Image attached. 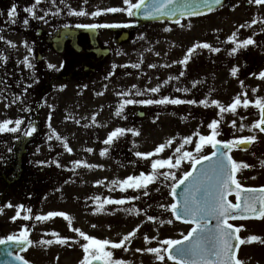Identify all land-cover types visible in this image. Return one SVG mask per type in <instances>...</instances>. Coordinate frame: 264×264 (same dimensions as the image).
Segmentation results:
<instances>
[{"label": "rangeland", "instance_id": "1", "mask_svg": "<svg viewBox=\"0 0 264 264\" xmlns=\"http://www.w3.org/2000/svg\"><path fill=\"white\" fill-rule=\"evenodd\" d=\"M10 8L11 5H4L0 0V36L3 37L0 39V57L4 58L0 59V122L10 119L13 121L10 127H15L16 119L22 123L15 133H0V165L7 172L13 171L16 156L22 152V167L21 176L8 184L4 182L6 178L0 176V208L4 209L0 213V239L27 226L33 243L22 256L30 264H79L83 258L80 245L86 241L72 231L62 217L35 221V215L49 211H63L73 218L72 228H80L93 237L113 242H118L139 225L137 235L127 245L128 251L111 249L110 246L107 250L113 252V259H123L130 264H160L153 254L136 252L135 249L158 247V241L179 239L188 231V226L173 220L169 209L160 207L172 203L169 196L172 181L158 177L148 185L147 195H144L143 189L122 191L119 185H112L111 182L124 180L130 175L138 176L141 172L146 175L151 173L152 159H167L170 156L175 159L180 155L175 153V148L180 147L188 136L192 137V142L183 145L182 151L197 155L195 144L199 138L195 133L210 134L211 129L207 125L213 119L220 120V135L217 138L222 141L249 135L257 137L249 150L235 152L233 156L237 162L250 165L237 174L242 184L264 185V135L251 127L258 119L254 102L264 99V80L258 78V74L264 71V23L261 22L264 21V6L249 4L247 0H229L222 9L188 23L138 29L133 37L131 35L130 41L101 63L98 75L78 82L65 81L67 73L60 71L63 68L61 58L54 59L38 52L41 55L38 61L36 28L33 34L24 29L21 7H17V22L11 23L7 16ZM253 19L257 23L240 29L237 40L252 37L256 43L229 55L234 44L227 42L228 36L240 24H250ZM165 28L171 31H165ZM197 42H207L221 51L213 53L208 49H197L187 65L178 63L187 49ZM26 56L32 68L24 64ZM49 64L55 67L49 68ZM134 64L140 67H132ZM233 67L238 68L235 77L231 75ZM181 71L183 76L179 75ZM49 77L54 80L51 88ZM169 77L178 79L169 80ZM165 80L169 82L164 84ZM240 81H243V87ZM157 85H161L159 93L146 91ZM178 88L181 91H177ZM185 88L187 92L182 91ZM253 89L256 91L253 92ZM137 91L142 94L135 95ZM242 93H247L252 103L247 109L239 106L235 114H220L219 109L211 104L212 100H218L227 106ZM163 96L196 100L197 104L137 103L126 105L121 116L115 115L125 99L139 101ZM241 98L243 100L244 96ZM200 100L209 101V105L199 104ZM136 111L143 112V118H137ZM232 121L236 122L235 127ZM241 125H244L243 129ZM117 127L124 128L125 134L105 145L103 141ZM32 128L36 129L32 135H23ZM57 134L61 140L56 138ZM20 136L21 139L17 140ZM170 139L173 141L170 146L148 160L135 155L136 152L153 151ZM64 141L72 148V153L63 147ZM88 148L93 151L88 152ZM105 148L108 152L101 156L100 152ZM209 151L210 146H205L202 154ZM76 160L82 161V164L76 166ZM190 164V161L184 160L180 169L173 171L180 177ZM159 171L168 169L165 167ZM98 181L103 183L97 184ZM96 196L101 200L96 201ZM108 197L126 199L127 203L105 205L103 210H99V203ZM130 197L139 199H128ZM8 203L25 205L21 216L31 215L32 219L24 221L18 218L13 222L10 218L16 209L5 207ZM27 207L33 209L31 214L26 212ZM136 210H139L138 213ZM148 215L156 220L148 221ZM168 220L173 223H161ZM241 225L242 239L249 235L264 238V220ZM53 231L60 237H70V245L39 244L42 239L55 241L57 237L50 234ZM145 235L156 239L148 244L144 240ZM240 252L244 264H264V244L258 241L245 243ZM166 264L170 263L166 260Z\"/></svg>", "mask_w": 264, "mask_h": 264}, {"label": "snow or ice", "instance_id": "2", "mask_svg": "<svg viewBox=\"0 0 264 264\" xmlns=\"http://www.w3.org/2000/svg\"><path fill=\"white\" fill-rule=\"evenodd\" d=\"M55 3V0H52ZM63 2V0H61ZM88 0H84L86 4ZM249 4H255L256 6H264V0H247ZM42 3V0H35L34 4L26 7L24 11L30 14L33 18L45 21V15L37 16L35 9L38 5ZM205 7L212 10L213 5H221L223 0H202ZM124 7H108L103 10L93 11L90 15L92 17H98L102 12L107 13H126L128 17H135L137 15H143L145 18L152 16H175L178 12L180 16L187 14L188 16H194L200 14V10L195 6H189L186 3L178 4V0H152L151 4H146V0H123ZM2 14V13H0ZM58 14V12H57ZM69 14L75 16H85L88 13L81 9L79 11L71 9L69 7ZM17 5L13 4L7 13L11 23H16L15 17H17ZM264 23V21H261ZM29 23L28 19L23 21V24L27 26ZM179 24V20L176 21ZM256 19H253L250 24H240L236 31L232 32L227 38V42L234 44V47L228 53L233 55L238 49L247 48L250 45H254L256 41L252 38H246L242 41L237 40V35L240 29L245 27H251L256 24ZM131 24H77V28L84 29H97V28H120V27H130ZM191 25H189L190 27ZM67 28L68 25H65ZM165 31H171L170 28H165ZM264 31V29H262ZM0 39H3L0 36ZM12 47H15L11 41L8 42ZM197 49H208L213 53H219L221 49L219 47H213L207 42H197L192 47L187 49L186 54L183 59L178 61L182 65H187L192 54L196 52ZM31 52V49H28ZM0 59H4L0 57ZM24 64L28 68H32L33 65L29 62L28 57L24 58ZM49 68H54L55 65L49 64ZM134 68H139V64L132 65ZM150 67H155V65H150ZM238 68L233 67L231 69V75L233 77L237 76ZM180 76L184 75L181 71ZM252 75H256L253 73ZM260 80H264V71L258 74ZM171 79H178V77H169ZM169 81L165 80L163 83L167 84ZM243 87V81H240ZM195 86V83H194ZM135 87V86H133ZM161 90V85L146 89L150 93H159ZM181 91V89H176ZM182 91L187 92L188 89L185 88ZM256 89H253L255 92ZM131 93H122V95H130ZM135 95H141L142 93L137 91ZM242 96H244L242 100ZM143 105H181V104H197L196 100H183L179 98H170L169 96H163L160 99H144V100H134L125 99L120 103L117 108L115 115L121 116L122 110L126 105L134 104ZM252 103L247 98V93L238 94L234 97L233 101L224 106L218 100H212L211 104L219 109V113L223 114L225 112H231L235 114L239 106H243L247 109ZM199 104L207 107L209 101L200 100ZM254 107L258 109L259 119L253 123L251 126L253 129H258L259 132L264 133V99H256L254 102ZM223 117L221 116V119ZM51 119V117H49ZM93 121H95V116H93ZM15 127H10L13 121L10 119H5L0 122V133L9 132L15 133L19 130L22 121L16 119L14 121ZM79 123V121H76ZM236 122L232 121V126L235 127ZM220 120L213 119L207 127L211 129V133L208 135L200 134L196 132L195 135L198 136L199 140L195 144V152L197 155H193L191 151H182L183 145L192 142V137L188 136L183 139V144L180 147L175 148V153L180 154L173 159L172 156L167 159H152L151 160V173L145 174L141 172L138 176H128L126 179L117 181L113 180L112 185H119L122 191L127 189L144 190V195L148 194L147 188L149 184L156 181L158 177H163L164 181H172L170 185V194L175 202L170 205H160V207L168 210L170 208L172 216L175 220H182L185 223L191 224L192 227L187 232L186 235H182L181 239H163L158 241V247H147V248H137L136 252H147L153 254L155 259L160 262V264H166L167 261H172L173 264H244V261L237 258V249L240 245L251 242H260L264 244V238L258 235H249L246 239H242L240 235L241 226H234L230 223V220L237 219H249L257 218L264 220V187L253 188L245 187L242 185L240 180L237 178V174L242 170L249 168L250 165L244 162H237L230 152L232 149H240L242 146H246L254 142L257 137L255 135H249L246 137L234 138L226 141H222L217 137L220 135L219 131ZM51 126V125H49ZM244 125H241L243 129ZM36 129L32 128L30 131L26 132L25 135H32ZM128 131H133L129 129ZM126 130L122 127H117L115 130L111 131L107 138L103 141L105 145H110L115 138L124 135ZM135 135H139V132H135ZM56 138L61 140V137L57 134ZM51 139V137H49ZM173 141L170 139L167 144L161 143L154 148L153 151L142 153L136 152L135 155L142 159L148 160L149 158L160 154L164 151L166 146H170ZM205 146H211L213 151L210 154H202ZM63 147L68 153H72V148L68 145L66 141L63 142ZM88 152H92L91 148L87 149ZM108 152V148H105L100 152L101 156H105ZM188 160L191 162V170L184 171L182 176L177 177L176 172L173 169L179 170L182 161ZM76 166H80L82 161H74ZM200 166L199 168L197 166ZM264 165V162H262ZM59 167V163H57ZM91 168L93 165H86ZM167 168L168 171L160 172L159 169ZM74 170V169H73ZM103 183L98 181L97 184ZM183 186V191L178 192L177 190ZM235 194V203L229 199V196ZM177 196H182V201L177 200ZM96 201H100L101 198L96 196L94 198ZM128 199L134 200L139 199V197H130ZM127 203L126 199H112L111 197L105 198L101 203H99V210H103L105 205H123ZM7 208L15 207V214L10 218L15 222L18 218H22L24 221L32 219L31 215L21 216L22 211L25 210V205L13 206L11 203L5 205ZM3 208H0V213L3 212ZM132 211V209H128ZM137 213L139 210H136ZM26 212L31 214L33 209L31 207L26 208ZM54 217H62L68 222L69 228L82 237L86 243H82L80 246L83 250V258L79 264H93V261L101 262V264H130V262L123 259H113V252L107 250L109 246L111 249H123L128 251L129 245L132 239L137 235L139 231V225L132 231L123 235L118 242H113L108 239H99L86 234L80 228H72L73 218L63 212V211H49L46 214H37L34 216L35 221L43 222L51 220ZM148 221H155L156 218L152 215L147 216ZM215 221V224L212 223ZM161 223H173L172 220L161 221ZM93 228L96 225H92ZM111 227V226H109ZM52 236L57 237L54 241L52 239H42L39 241L41 245H52L53 243L59 245H70V237H60L55 231L50 233ZM156 237L149 238L147 235L144 236L146 243L150 244ZM13 243L19 247L21 251L26 250L27 246L32 245L33 241L30 239V231L27 226L22 227L18 233L8 235L5 239H0V244ZM75 242V241H73ZM237 242V243H234ZM8 255H12L9 251ZM16 261L20 264H30L24 256L16 255L14 257Z\"/></svg>", "mask_w": 264, "mask_h": 264}, {"label": "flooded vegetation", "instance_id": "3", "mask_svg": "<svg viewBox=\"0 0 264 264\" xmlns=\"http://www.w3.org/2000/svg\"><path fill=\"white\" fill-rule=\"evenodd\" d=\"M3 4L22 8L24 19H28V29L33 34L36 28L37 58L41 60L38 52L44 56H52L54 59L61 58L63 68L60 71L67 73L65 81H85L99 74L101 63L113 55L117 48L121 47L122 41L133 37L135 30L154 25L165 24V22H139L135 17H128L126 13L102 12L98 17L90 14L96 10L108 7H124L123 0H42L35 9L37 16H45V21L33 18L24 9L34 4L35 0H2ZM135 2V0H133ZM69 7L77 11L83 9L88 15L75 16L69 14ZM58 12V14H57ZM204 16H198L202 18ZM195 18L179 20V23H188ZM131 24L130 27L120 28H77V24ZM176 24V22H174ZM65 25H68L66 28ZM27 30L28 33H30ZM30 33V35H32ZM52 53V54H49ZM105 55V57H103ZM59 74V73H58ZM49 88L53 86L54 80L49 77ZM64 80V78H63ZM42 99V98H41ZM140 118V117H139ZM141 119V118H140ZM260 219L238 221L234 224L239 226L244 223H256ZM264 229V228H263Z\"/></svg>", "mask_w": 264, "mask_h": 264}, {"label": "water", "instance_id": "4", "mask_svg": "<svg viewBox=\"0 0 264 264\" xmlns=\"http://www.w3.org/2000/svg\"><path fill=\"white\" fill-rule=\"evenodd\" d=\"M224 2H225V0H223V3ZM151 3H152V0H146V4H151ZM181 3H186L189 6H195L197 9L200 10V14L210 12L209 9L207 7H205L204 4L202 3V0H178V4H181ZM221 5H213L212 10H214L215 8H218ZM187 16H188L187 14H185L184 16H180L179 12H178L175 16H152L149 18H145L143 15H137L136 18L141 22L161 21V20L174 21L180 17H187ZM249 145L250 144H248L246 146H242L240 149H247L249 147ZM197 167L199 168L200 166L198 165ZM177 191L182 192L183 186L180 189H178ZM176 199L182 201V196H177ZM178 221L183 222L182 220H178ZM183 223H185V222H183ZM212 223L215 224V221H212ZM234 243H237V242H234ZM9 251L12 252V255H8ZM21 252H23V251H21L18 246H16L15 244H13L11 242L8 244H0V264H20V262L16 261L14 259V257L16 255H19V253H21ZM93 264H101V262L93 261Z\"/></svg>", "mask_w": 264, "mask_h": 264}, {"label": "trees", "instance_id": "5", "mask_svg": "<svg viewBox=\"0 0 264 264\" xmlns=\"http://www.w3.org/2000/svg\"><path fill=\"white\" fill-rule=\"evenodd\" d=\"M18 139H21V138L19 137ZM21 157H22V152H19V154L16 156V160L14 162V164L16 165V168H14L13 171L7 172L6 171L7 169L5 170L4 166L0 165V176L6 178L5 181H8V183H10L11 180L15 181L16 179L19 178V176H21V167H22L21 166ZM8 178H10V179L8 180ZM6 187L8 188V186H6ZM0 197H2V196H0Z\"/></svg>", "mask_w": 264, "mask_h": 264}]
</instances>
